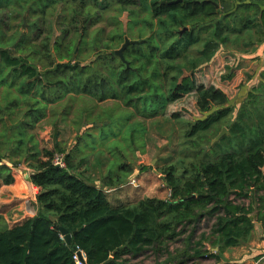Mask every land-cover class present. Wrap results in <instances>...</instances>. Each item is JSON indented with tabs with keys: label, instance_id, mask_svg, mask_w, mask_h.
<instances>
[{
	"label": "trees",
	"instance_id": "1",
	"mask_svg": "<svg viewBox=\"0 0 264 264\" xmlns=\"http://www.w3.org/2000/svg\"><path fill=\"white\" fill-rule=\"evenodd\" d=\"M56 1L5 2L12 3L15 8L12 18L21 22L23 18L28 23L29 32H20L16 43L11 40L16 35L15 26H6L4 15L0 17V37L11 41L8 46L6 42L0 44V74L5 69L8 73L4 72V80L0 83L6 80L18 94L25 96L19 100V97L10 99L9 92L0 95V101L7 104L0 108V124L6 130L16 132V136L15 132L3 136L6 142L15 137V145L9 150L0 148V163H3L0 164V179L4 184L13 180L12 166L2 159L6 158L17 166L20 162L18 154L29 146L22 162L29 166V179L38 189V208L34 217L9 227L0 215V264H77L73 258L76 248L84 252L86 264H102L107 260L105 264H132V257L148 249L159 256L166 254L164 263L160 264H198L195 260L208 254L216 259L215 264H234L221 262V253L247 243L255 222L264 227V71L239 107L234 108L228 103L242 87L243 77L236 55L220 54L217 50L221 43L230 40L231 35L237 40L256 25L259 5L264 0H113L110 3H104V0H60L88 2V5L101 9L113 3L124 9L131 5L150 9L152 18L158 21V40H151L152 36H149L140 40L145 42H137V55L143 53V46L150 41L156 44L150 47L152 50H160V81L168 80L170 87L157 97L156 109L169 119L186 122L185 136L189 148L195 150L186 164L184 159L186 161L188 157L179 158L180 163L185 164L181 171L176 164L161 169L169 197L148 196L133 203L118 204L110 202L105 188L74 171L71 154L66 152L62 143L39 148L35 135L30 133L34 123L46 116L48 105L67 95L101 93V98L116 99L119 94L112 81L131 86L121 89H126V94L137 93L141 86L140 83L137 87L134 85L136 72L141 73L140 67L137 66L135 71L130 66L132 62L125 58L128 46L135 45L129 40L122 49V56L112 50L97 54L96 58L104 63L102 68H112L110 56L114 54L124 63L122 72L112 70L106 78L99 76L101 74L93 71L90 65H80L77 57L71 59L84 49L80 40L74 44L71 40L53 43L45 40L37 48L34 34L38 33L39 38L43 28L30 20V12H44ZM234 1L238 4L233 5ZM240 9L244 11L242 22L231 29L229 21L222 24L217 20L211 31L214 38L201 50L204 57L187 59L188 74L180 77L184 66L176 60L185 59V52L200 41V33L205 29L202 22L220 15H224V19L231 17L235 22L234 13ZM186 20L194 23L182 30L175 28L177 24L184 26ZM86 21L80 28L82 33L86 32ZM148 25L153 26L152 23ZM228 31L232 32L229 36ZM30 46L33 50L26 52ZM34 54L45 57L47 64L40 66L32 62ZM159 84L157 82L155 87ZM105 88L106 93L102 94ZM147 98L144 101L150 99ZM22 109L29 110L23 114L24 118ZM221 126L228 129L227 133L217 141H209L211 132ZM55 135L53 132V137ZM207 140L209 145L205 151L201 143ZM55 154L63 156L64 167L53 164ZM120 168L119 172L103 179L110 187L124 181L132 170L129 165ZM205 220H211V226L207 232L198 234L199 225ZM60 228L71 234V243L61 237ZM179 240L182 241L181 247L170 251L168 244ZM212 248L216 250L212 252Z\"/></svg>",
	"mask_w": 264,
	"mask_h": 264
},
{
	"label": "rangeland",
	"instance_id": "2",
	"mask_svg": "<svg viewBox=\"0 0 264 264\" xmlns=\"http://www.w3.org/2000/svg\"><path fill=\"white\" fill-rule=\"evenodd\" d=\"M6 1H0V17L4 15L3 19L6 21V26H15L14 31H16V35L11 40H14L13 42L16 43L20 32H29L28 23L23 18L22 22L17 18H12L15 8L12 3L5 4ZM107 2L110 3L113 0H104V3ZM236 4L238 3L234 1L233 5ZM233 10L234 8L230 11ZM21 12L27 13L22 10ZM243 12L240 9L234 13L235 22L231 21V17L224 19V15H220L214 19L206 18L202 22L205 29L200 33V41L185 52V59L180 57L176 60L178 64L180 63V65L184 66L180 77L188 74L187 59L192 60V58L197 56L204 57L201 50H204L207 45L206 43L212 40L211 31L217 20H220L222 24H226L229 21L230 28L234 29L242 22L241 17H243ZM30 15V20L43 28V32L39 38H37L38 33L34 34V32H31L36 38L35 44L37 48H40L38 44L45 40H50L52 43L54 41L71 40L72 44L78 43L80 40L82 42L81 46L84 49L76 52L79 54H75L71 59L77 57L80 65H90L93 71L101 74L99 76L106 78L112 70L116 69L117 73L121 71L124 63L117 54H114L115 56H110L113 62L111 64V66L113 65L112 68H102L104 63L102 60L97 59L96 56L101 51L118 50L125 38L131 44H135L133 47L131 45L128 46V56L125 58L129 62H132L130 65L132 69L136 71L137 66H139L141 70L140 74L136 72L137 81L134 85L137 87V84H141L137 88V93L126 94V89H121L128 87V84L112 81L120 99L101 98V93H97L96 95L73 93L75 95H67L63 100L48 105L46 116L34 123L30 129V133H33L35 140L38 141V147L51 148L55 142L62 143L66 152L71 154V162L75 164L74 171L80 175H89L88 180L92 177L90 181L94 179L100 180L102 176L104 179L109 174L119 172L120 166L129 165L132 168L131 172L128 173L124 181L122 180L113 187L115 190L108 192V189L105 188L108 199L112 204L133 203L140 198L148 196L169 197V190L166 186L164 175L160 172L161 169L167 165L176 164L179 171H181L182 167L191 159L189 157L190 154H194L195 150L189 148L190 143L185 136L186 122L169 119L156 109V103L159 100L157 97L162 92L165 94L170 87L168 80L160 81V72H162L159 65L160 50H152L150 47H154L156 44L154 41H150L147 46H143V53L137 55L139 51L137 42H145L140 40H146L145 38L149 36H152L151 40H158L156 37L158 21L152 18L150 9L147 6L137 5L127 6L124 9L118 3H113L108 8L101 9L99 6L88 5V2L72 3L58 0L46 8L44 12H39V14L30 12ZM41 16L44 18L42 19ZM163 16L166 17L165 15ZM85 19L87 21L84 26L87 29L85 33H82L80 28ZM148 23H152L153 26L150 27ZM192 23L194 22L186 20L185 24H183L184 26L177 24L175 28L182 30L184 27L188 28V26H191ZM208 26L209 28L206 29ZM231 33V31H228V36ZM232 36H230V40L220 44L217 52L220 54H232L244 49V40H236ZM250 38H252L251 33L250 37H244L245 40H250ZM4 42L7 43L6 46L11 43L10 40L0 37V44L2 45ZM31 50H33L32 46L26 49V52H30ZM31 60L36 64H40V66H45L48 62L45 57H41L39 54H34ZM128 61L127 63L129 64ZM236 63L238 68L241 67L239 68L242 70H240V73L243 72L246 77L250 69H244V66L239 65L238 60ZM4 72L7 73V70H3L0 74V81L4 80ZM157 82H160V84L156 88L155 84ZM130 85L133 84L130 83ZM10 86L6 80L4 83L1 82L0 95L3 92H9L10 99L19 97V100H23L25 96L20 93L18 94L16 88ZM106 90L105 88L102 94H105ZM147 96L150 99L147 98L148 100L144 101ZM246 96L247 93L244 92V88H240L228 105L238 108ZM6 105L5 101H0V108ZM27 112H29L28 109H22L23 118V114ZM14 113H19V110H14ZM234 116L235 113L232 114V118ZM223 127L225 126H221L216 130L214 129L208 140L211 141L213 139L211 137L217 135ZM14 132L6 130L0 124V148L2 150H9L15 145V137L8 142L3 139L5 133L11 136ZM53 132L56 134L55 137H53ZM208 140L206 142L204 140L201 143L205 151L208 150ZM27 148L30 147L27 146L18 154L20 158L19 165L14 166L6 158H3L2 161L10 164V167L12 166L11 171L21 172L28 169L29 166L22 162ZM180 157L183 159L188 157L186 161L184 159L185 164L180 163ZM12 158L14 159L15 157ZM81 168H88L89 172L87 170L82 172L76 171H81ZM97 170H100V173H97ZM131 179H135V182L132 183ZM124 182V186L118 188ZM97 185L103 187L101 183ZM245 201H248V199H245ZM27 205L28 201L25 206ZM211 223V220L202 221L198 228V234L200 232H207ZM181 244V240L173 241L168 244V249L171 251L175 248H180ZM215 250V248H212L211 251L214 252ZM234 256L224 251L221 253L220 261L232 262L235 258ZM165 257V253L159 256L148 249L132 257L130 262L132 264H160L161 262L164 263L163 259ZM195 262L198 264H215L216 259L208 254L203 258L196 259Z\"/></svg>",
	"mask_w": 264,
	"mask_h": 264
},
{
	"label": "crops",
	"instance_id": "3",
	"mask_svg": "<svg viewBox=\"0 0 264 264\" xmlns=\"http://www.w3.org/2000/svg\"><path fill=\"white\" fill-rule=\"evenodd\" d=\"M255 28L256 30H254ZM251 29L253 30L248 29L239 37L240 40H244L248 45L244 49L234 52L239 65L244 66V69H250L246 77L241 72L243 76L241 88H244L245 93H248L258 83L261 79L260 74L264 71V3L259 5L256 25ZM250 33L252 38L245 40L244 37H250ZM86 170L88 171V168H81V171H76L82 172ZM99 171L97 170V173H100ZM11 174L13 180L9 184H4L0 179V215L4 217L9 227L22 222L28 217H34L38 208L36 202L38 189L29 179L30 169L28 168L21 172L11 171ZM80 176L87 180L89 178V175L83 174ZM90 182L96 185L101 183L104 188L108 189V192L115 190V188L105 183L103 176L100 180L94 179ZM124 184L125 182L120 184L118 188L120 186L123 187ZM27 201L28 205L25 206ZM226 252L235 255L232 261L234 264H264V227L262 223H254L252 236L247 243L231 247Z\"/></svg>",
	"mask_w": 264,
	"mask_h": 264
},
{
	"label": "built area",
	"instance_id": "4",
	"mask_svg": "<svg viewBox=\"0 0 264 264\" xmlns=\"http://www.w3.org/2000/svg\"><path fill=\"white\" fill-rule=\"evenodd\" d=\"M52 162H53V164L55 166H59V167H64L65 166V161L63 159V156L59 155V154H55L53 156ZM131 182L134 183L135 179H131ZM61 237L64 238L63 235H61ZM73 258H74V260L76 261L77 264H86L85 254H84V252L82 250H80L78 248H76L74 250Z\"/></svg>",
	"mask_w": 264,
	"mask_h": 264
},
{
	"label": "water",
	"instance_id": "5",
	"mask_svg": "<svg viewBox=\"0 0 264 264\" xmlns=\"http://www.w3.org/2000/svg\"><path fill=\"white\" fill-rule=\"evenodd\" d=\"M177 1H180V0H175L174 2H177ZM129 41H125V44H123L122 48L118 49V50H115V53L117 54H120L122 56V49L125 47V45L128 43ZM227 133V128L226 127H223L222 130L211 140L212 142L214 141H217L223 134ZM264 170V168H263ZM60 231H61V234L64 236V240L67 242V243H71V234L67 232L66 229L64 228H60ZM82 259V258H81ZM109 260L103 262L102 264H105L107 263Z\"/></svg>",
	"mask_w": 264,
	"mask_h": 264
},
{
	"label": "flooded vegetation",
	"instance_id": "6",
	"mask_svg": "<svg viewBox=\"0 0 264 264\" xmlns=\"http://www.w3.org/2000/svg\"><path fill=\"white\" fill-rule=\"evenodd\" d=\"M124 40H125V38H124Z\"/></svg>",
	"mask_w": 264,
	"mask_h": 264
}]
</instances>
